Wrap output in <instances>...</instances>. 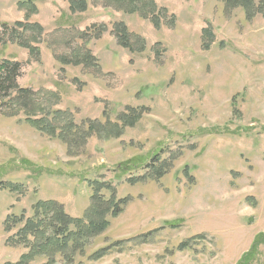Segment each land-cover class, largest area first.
Listing matches in <instances>:
<instances>
[{
	"label": "rangeland",
	"instance_id": "rangeland-1",
	"mask_svg": "<svg viewBox=\"0 0 264 264\" xmlns=\"http://www.w3.org/2000/svg\"><path fill=\"white\" fill-rule=\"evenodd\" d=\"M19 1L0 0V75L4 61L21 64L15 85L0 87V264L28 251L8 240L17 229L6 230L7 215L31 216L37 200L54 199L83 217L93 182L105 200L128 203L56 264H238L264 240V2L247 13L226 0H153L154 14L120 0H86L84 11L32 0L28 20ZM119 21L129 47L114 32ZM33 22L41 36L16 24ZM130 108L141 115L123 124ZM246 259L264 264V241Z\"/></svg>",
	"mask_w": 264,
	"mask_h": 264
},
{
	"label": "trees",
	"instance_id": "trees-1",
	"mask_svg": "<svg viewBox=\"0 0 264 264\" xmlns=\"http://www.w3.org/2000/svg\"><path fill=\"white\" fill-rule=\"evenodd\" d=\"M129 3L132 8L131 11L135 12L139 8H144L146 11H151L155 14L157 11V6L153 0H120ZM70 7L73 11H84L87 9L88 3L86 0H69ZM255 0H226L227 5H241L245 8L247 13L251 11V8ZM264 2V0H261ZM21 6H27L26 17L29 20L28 15L33 11L37 12V6L32 0L19 1ZM264 4V3H263ZM263 6V5H262ZM160 10L158 11V13ZM153 24L158 27L160 26V21L158 16L152 17ZM21 25L24 29H37L35 31L38 36L43 34L44 27L39 25L37 22L33 23H16ZM114 32L119 40V42L129 47V29L125 22L119 21L114 23ZM203 37L208 39L210 42L214 39V33L209 28L203 29ZM37 39V37H34ZM26 47L29 49L30 54H36L37 47L30 44V42L25 43ZM204 47L208 48L209 43L204 42ZM90 55H86V58ZM85 58V57H84ZM85 58V59H86ZM91 59V58H88ZM21 70V64L19 62L4 61L1 65L0 75V87L11 88V85H15L16 78ZM18 92L20 95L30 93V89L19 88ZM19 95V96H20ZM28 98V97H26ZM29 99V98H28ZM25 100V99H23ZM136 109H131L127 113H123L122 121L123 124L133 122L136 118H139L141 113H135ZM58 112V111H56ZM28 120L34 125L39 126L42 124L43 119H29ZM92 124V123H91ZM93 124H96L95 122ZM51 126L42 124V130H47ZM159 153L154 154L150 159H144L142 157H135L130 159L125 163L127 170L133 168L148 167L153 163L148 162L153 158L157 160ZM166 162H162L159 167H156L154 172L159 177L162 173L166 171ZM126 168H122L124 170ZM189 173L188 169H185ZM144 175L143 177H146ZM143 177H138L136 179L130 178L129 181L136 182L141 180ZM95 184V185H94ZM104 188L103 183L93 182V194L91 196L92 205L86 210L83 217H74L70 215L63 204L54 199L37 200L32 206V215L28 216L26 212H22L19 215L11 214L7 215L5 219L6 230L12 232L17 229L14 234H12L8 240L23 244V246L28 249V251L20 256V258L15 261H7L4 264H33L39 254L47 255V262L43 264H56V257L58 255L69 256L73 251L77 249L80 250L85 245L84 239L90 238V236H95L104 232L110 225V221L105 217L106 213L110 210L113 216H118L122 210V206L128 203V198H121L117 200L115 194L112 193L110 199L105 200L102 197L101 191ZM12 190H17V185L12 187ZM148 236V235H147ZM147 236L141 235L143 239ZM202 237V235H199ZM195 238V237H193ZM192 239V238H191ZM263 236H260L253 242L251 250L242 256L238 264H247V257L258 251L259 245L263 242ZM189 243V240L184 241L180 244V247H185ZM120 242H115L109 247L101 248L96 251L92 257L100 259L104 257L110 250L112 246L118 245Z\"/></svg>",
	"mask_w": 264,
	"mask_h": 264
}]
</instances>
